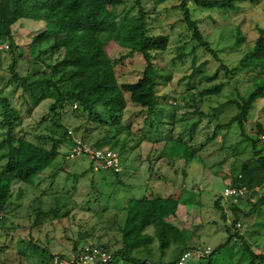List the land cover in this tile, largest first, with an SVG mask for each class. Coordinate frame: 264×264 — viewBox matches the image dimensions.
Masks as SVG:
<instances>
[{
  "label": "rangeland",
  "instance_id": "rangeland-1",
  "mask_svg": "<svg viewBox=\"0 0 264 264\" xmlns=\"http://www.w3.org/2000/svg\"><path fill=\"white\" fill-rule=\"evenodd\" d=\"M134 2L126 0L120 13L134 16ZM179 3L143 0L149 11L148 33L170 36L167 50L152 52L158 110L144 111L127 94L128 105L118 117L99 108L106 124L91 121L87 112L71 104L63 110L58 108L61 115L52 120L50 98L28 110L21 87L10 79L11 48H1L7 42L0 44V95L6 96L19 112L14 122L17 137L25 136L50 147V138L64 135L63 125L86 143L115 149L122 161L118 173L109 169L92 172L87 157H66L72 147L68 139L60 144L62 156L34 184L14 182L12 197L0 209L4 215L0 264H48L53 255L71 254L90 244L115 254L111 264H129L118 254L123 246L121 212L132 199L156 195L172 196L189 208L199 206L203 223L194 217L189 227H182L187 238L183 247L193 252L210 246L213 253L203 258L192 255L187 264H251L253 252L264 254V200L258 201L263 195H252L249 202H241L243 212L233 216L241 222L239 234L243 240L235 236L229 240L230 226L221 220V212L214 206L217 199L224 203L222 192L236 179L242 164L255 159L254 147L243 138L238 124L228 123L238 112L237 105L229 100L245 97L257 73L245 71L230 79L221 72L214 82L225 83L221 92L202 96L200 91L212 85L206 76L215 72L219 62L194 39ZM189 7L192 19L197 20L204 37L229 67L238 65L264 30V0L239 3L236 9H207L192 2ZM44 28L43 22L30 19H20L12 26L15 43L22 48L18 65L22 75L47 70L44 62L35 61L39 49L32 46L34 36ZM107 50L113 59L128 51L116 43ZM20 52L15 49L16 55ZM42 56L50 61L49 54ZM145 65L140 53L124 59L115 66L119 81H136ZM244 125L252 138L260 139L261 147L264 98L256 101ZM6 134L0 106V143ZM4 162L0 160V170ZM251 208L253 212L248 215ZM211 219L216 222H208ZM150 259L171 264L175 253L169 251L160 257L158 252ZM256 264H264V260Z\"/></svg>",
  "mask_w": 264,
  "mask_h": 264
},
{
  "label": "trees",
  "instance_id": "trees-1",
  "mask_svg": "<svg viewBox=\"0 0 264 264\" xmlns=\"http://www.w3.org/2000/svg\"><path fill=\"white\" fill-rule=\"evenodd\" d=\"M248 1L250 0H180L178 8L182 10L183 20L199 46L219 62L215 72L206 76L207 81L212 82V85L200 91L202 96L221 92L225 83L223 81L214 83L219 79L221 72L230 79L245 71L257 73L254 74L251 89L245 97L241 100H229L230 103L237 105L238 112L228 123L238 124L243 138L252 143L255 153L253 162L242 164L241 172L235 176L236 181L234 180L232 184L246 186L254 195L255 187L264 184V143L258 147L260 139L252 138L245 131L244 124L256 101L264 98V30H261L262 34L238 65L229 67L219 57L211 42L204 37L197 20L192 19L189 7V2H192L207 9H236L239 3ZM125 3L126 0H0V44L10 43L8 45L13 55L9 64L10 79L21 87L28 110L50 98L52 120L61 115L58 108L63 110L65 106L71 104L77 105L76 109L87 112L91 121L106 124L99 108H103L105 112L116 118L128 105L127 94L129 99L144 111L158 110V84L152 52L167 50L170 36L148 33L149 11L144 6L143 0H135L134 7L137 8V12L134 16H123L120 13L119 8ZM20 19L43 22L45 25V28L32 40V46L39 49V54L34 59L44 62L47 67L44 72L22 75L18 71L19 60L23 54L22 48L15 43L12 26ZM111 43L119 44L128 51L120 58L113 59L107 50ZM17 48L21 51L19 55L15 54ZM57 53V59H54ZM135 53L142 54L146 61L142 75L133 82H120L115 66ZM44 54L46 56L49 54V62L43 58ZM0 106L3 122L7 127V134L0 143V160L5 161L0 170V209H3L12 197L13 183L19 181L34 184L36 178L56 158L62 156L59 151L60 144L69 139L72 146L73 138L68 133L69 129L63 125L60 127L63 128L64 135L60 138H50L52 140L50 147L36 143L25 136L17 137L14 122L19 112L13 109L6 96L0 95ZM66 157L68 158V154ZM263 200L264 196L258 201ZM220 201V199L215 201L216 208L220 210L222 219L226 221L227 209L233 213V216L243 212L241 206L237 204L227 205L224 201L221 205ZM254 204L256 206L257 203ZM178 205L179 202L172 196L161 195L144 196L142 199L129 201L126 207L127 219L122 228L123 246L118 252L124 262L163 264L151 259V261L142 260L135 255L141 246H148L153 241V238L145 233L149 226L155 228L162 253L172 243L185 242L187 238L184 230L171 221V217L176 215ZM249 212L248 215L252 214L253 209L251 208ZM237 222L238 219L234 217L233 222L229 223L232 226L228 228L231 234L229 240L232 236L243 240V235L235 229ZM184 251L191 250L187 247L183 248L171 264H176ZM212 253L213 250L203 257ZM252 254L254 261L251 264L264 260V254L254 252ZM115 256L113 254V261ZM53 258L54 255L48 264H51Z\"/></svg>",
  "mask_w": 264,
  "mask_h": 264
},
{
  "label": "built area",
  "instance_id": "built-area-1",
  "mask_svg": "<svg viewBox=\"0 0 264 264\" xmlns=\"http://www.w3.org/2000/svg\"><path fill=\"white\" fill-rule=\"evenodd\" d=\"M1 48L5 50L9 49V45H1ZM77 107V105H75ZM69 135L72 136V147L68 153V158L77 159L87 157L90 160V166L93 172H100L105 169L112 170L114 172H120L122 169V161L119 152L111 147H96L89 143H86L82 138L75 136L73 130H68ZM264 143V136H262ZM264 184L256 186L254 189V195L261 194L264 196L262 189ZM246 186H235L232 183L228 184L223 192L222 198L226 204H237L241 206V202L247 201L253 194ZM227 207V206H226ZM228 221L233 222V213L227 209ZM3 213L0 211V225L3 220ZM241 222L238 221L235 224L236 231H239ZM212 247L207 246L203 250L196 251H184L180 254L176 261V264H187L192 255H196L201 258L204 255L211 253ZM113 261V254L103 248L102 246H94L92 244L83 247L77 252H71V254H56L54 255L51 264H110Z\"/></svg>",
  "mask_w": 264,
  "mask_h": 264
},
{
  "label": "crops",
  "instance_id": "crops-1",
  "mask_svg": "<svg viewBox=\"0 0 264 264\" xmlns=\"http://www.w3.org/2000/svg\"><path fill=\"white\" fill-rule=\"evenodd\" d=\"M142 198H138V199H142ZM128 203H129V201H128ZM128 203L126 205H124L125 209L123 210V212H121V216H122V219H123V221H121L122 222V225L125 224V221L127 219V210H126V207L128 206ZM220 203H221V205H223L222 201H220ZM214 206L216 207V204ZM198 207H195L194 206L193 208H189L187 206H182L181 204H179L178 205V208H177L176 215L173 216V217H171V221L175 225H177L180 229H182V227H184V226H188L189 227L191 225L190 224V221L194 217H196V218L199 217L200 222H201V218L199 216L200 210H198ZM190 213L193 216H191ZM219 215H220L221 220H223L222 217H221V213H219ZM208 222H210V223L211 222H216V219H211ZM228 222L229 221L227 219L226 223L230 226V228H232V226L229 224L230 222L229 223ZM202 223L203 222H201V224ZM145 233L148 234V235H150L153 238V241L148 246H141L139 248V251H137L136 254H139L140 257H142V259H144V258L145 259H150L152 255H154V254L157 255L158 252H159V255L161 257V256H164L169 251L174 252L175 253V258H176L179 255V253L181 252V250L186 247V246L183 247V243H185L187 241V239L183 243H172L170 245V247H168L165 250V252L162 253L160 251V248H159V245H158V241H157V238H156V235H155V228L153 226H149V227L146 228ZM154 262H156V261H154Z\"/></svg>",
  "mask_w": 264,
  "mask_h": 264
}]
</instances>
